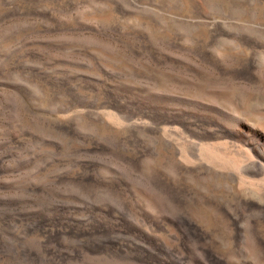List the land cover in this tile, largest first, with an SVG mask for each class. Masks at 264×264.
<instances>
[{
    "label": "rangeland",
    "instance_id": "374dc122",
    "mask_svg": "<svg viewBox=\"0 0 264 264\" xmlns=\"http://www.w3.org/2000/svg\"><path fill=\"white\" fill-rule=\"evenodd\" d=\"M245 66L264 0H0V264H264Z\"/></svg>",
    "mask_w": 264,
    "mask_h": 264
},
{
    "label": "bare ground",
    "instance_id": "6f19581e",
    "mask_svg": "<svg viewBox=\"0 0 264 264\" xmlns=\"http://www.w3.org/2000/svg\"><path fill=\"white\" fill-rule=\"evenodd\" d=\"M192 10V9H191ZM187 13V12H186ZM107 17V16H106ZM203 33V32H202ZM171 37V36H170ZM126 47V46H125ZM117 50V49H116ZM204 53V52H203ZM235 54V53H234ZM207 56H209V55H207ZM232 56H233V53H232ZM209 58V57H208ZM214 58V57H213ZM123 59V58H122ZM219 59V58H218ZM215 60V59H214ZM124 61V60H123ZM211 61V60H210ZM218 61V60H217ZM220 62V61H219ZM215 63H217V62H215ZM237 63V62H236ZM255 63V62H254ZM132 64V63H131ZM233 64V63H232ZM244 65V64H243ZM151 66V65H150ZM249 66V65H248ZM248 66H245V67H240L241 69H238V72H235L236 73V75H235V77L237 78V79H241V80H243L244 82H245V84H248L250 87H251V91H249V89H248V93H247V97H248V99H252L254 96H255V92L253 91V88H255V87H259L260 88V90H259V94L262 96L263 95V98H264V79L262 78V76L261 75H259V73H258V71H256V70H253V69H251V67H248ZM126 67V66H125ZM124 67V68H125ZM236 67V66H235ZM132 68H134V67H132ZM239 68V67H238ZM135 69V68H134ZM139 69V68H138ZM219 69V68H218ZM233 69H234V66H233ZM125 70V69H124ZM197 70V69H196ZM195 70V71H196ZM228 70H231V69H228ZM150 71V70H149ZM197 71H199V70H197ZM233 71V70H232ZM235 71V70H234ZM245 71V73L246 72H253V75H252V77L251 78H249V79H246L245 78V76L243 75L242 76V74H243V72ZM126 72V71H125ZM141 72V71H140ZM135 73V72H134ZM153 73V72H152ZM220 73V72H219ZM233 73V72H232ZM194 74V73H193ZM197 74V73H196ZM216 75H217V73H216ZM220 75V74H219ZM229 75V74H228ZM154 76V75H153ZM160 77V76H159ZM219 77H221V76H219ZM156 78V77H155ZM162 78V77H161ZM171 78V77H170ZM231 78V77H230ZM234 78V77H233ZM227 79V78H226ZM230 80H232V78L230 79ZM200 82V81H199ZM232 82V81H231ZM238 82V81H237ZM172 83V82H171ZM243 83V82H242ZM155 84V83H154ZM173 85V84H172ZM200 85V84H199ZM229 85V84H228ZM195 86V85H194ZM240 86V85H239ZM248 86V87H249ZM241 87H243L242 85H241ZM245 87V86H244ZM161 89V88H160ZM168 89V88H167ZM245 89V88H244ZM164 90H166V89H164ZM206 90V89H205ZM172 91V90H171ZM170 91V92H171ZM208 91V90H207ZM168 92V91H167ZM217 93V92H216ZM167 95V94H166ZM207 95V94H206ZM260 95H258V96H260ZM224 96V95H223ZM216 97H217V95H216ZM201 98H203V97H201ZM226 98V97H225ZM179 99V98H178ZM67 100V99H66ZM236 101V100H235ZM201 102H203V100L201 101ZM205 103V102H204ZM172 105V104H171ZM189 105V104H188ZM203 105V104H202ZM235 105V104H234ZM262 105V104H261ZM197 106V105H196ZM238 106V105H237ZM263 106V105H262ZM164 107V106H163ZM234 107V106H233ZM261 107V106H260ZM174 108V107H173ZM238 108V107H237ZM204 109V108H203ZM234 109H235V107H234ZM222 110V109H221ZM246 110V109H245ZM105 111V110H104ZM73 112V111H72ZM108 112V111H107ZM112 112H113V110H112ZM188 112V111H187ZM223 112V111H222ZM115 113V112H114ZM224 113H225V111H224ZM129 114V113H128ZM241 114H242V112H241ZM260 114H261V116H262V119H263V122H262V125H261V128H260V131H258V133H257V136L255 137V136H253L252 134L250 135V134H247V133H244V132H241V131H236V129L234 130V131H228L227 129H225L224 128V126L223 127H221V126H215L216 127V130H217V132L218 133H222L223 135L224 134H230L231 136L233 135V137L234 136H240L241 138H243L244 139V141H246V143L248 144V145H250L251 147H252V149H254L255 150V152L257 153V157H258V168L262 171V174L264 175V109L263 110H261V112H260ZM109 115V114H108ZM259 115V114H258ZM180 116V115H179ZM181 116H183V115H181ZM188 116V115H187ZM223 116V115H222ZM241 116V115H240ZM171 117V116H170ZM120 118V117H119ZM149 118V117H148ZM189 118V117H188ZM230 118V117H229ZM107 119V121H108V118H106ZM121 119V118H120ZM119 119V120H120ZM182 119V118H181ZM220 119V118H219ZM110 120H112V119H110ZM114 121H115V119H113ZM240 120V119H239ZM258 120V119H257ZM106 121V120H105ZM128 121V120H127ZM171 121V120H170ZM230 121V120H229ZM236 121V120H235ZM61 122V121H60ZM116 122V121H115ZM122 122V121H121ZM145 122V121H144ZM150 122V121H149ZM92 123V122H91ZM109 123V122H108ZM135 123V122H134ZM228 123V122H227ZM233 123V122H232ZM231 123V124H232ZM252 123V122H251ZM254 123V122H253ZM252 123V124H253ZM101 124V123H100ZM119 124V123H118ZM121 124V123H120ZM124 124V123H123ZM129 124V123H128ZM135 124H138V123H135ZM148 124V123H147ZM194 124V123H193ZM230 124V123H229ZM228 124V125H229ZM234 124V123H233ZM126 125V124H125ZM124 125V126H125ZM146 125V124H145ZM248 125V124H247ZM258 125V124H257ZM123 126V125H122ZM135 126V125H134ZM199 126V125H198ZM249 126H250V124H249ZM253 126H255V125H253ZM129 127H130V125H129ZM226 127H228V126H226ZM234 127V126H233ZM232 127V128H233ZM235 127H236V125H235ZM127 128V127H126ZM152 128V127H151ZM240 127H238V129H239ZM111 129V128H110ZM206 129V128H205ZM212 129V128H211ZM215 128H213V130H214ZM258 129V128H257ZM105 130H107V129H105ZM105 130H103V131H105ZM124 130V129H123ZM177 131H178V129H176ZM212 130V131H213ZM255 130H256V127H255ZM102 131V132H103ZM147 131H149V130H147ZM169 131V130H168ZM175 131V130H174ZM115 133H116V131H114ZM170 132H171V130H170ZM246 132V131H245ZM105 133V132H104ZM173 133V132H172ZM164 134V133H163ZM67 136V135H66ZM93 136V135H92ZM220 136H222V135H220ZM70 139V138H69ZM93 139V138H92ZM168 140V139H167ZM237 141V140H236ZM223 142H226V141H223ZM161 144V143H160ZM184 145V144H183ZM244 145V144H243ZM230 147V146H229ZM201 148V147H200ZM247 148V147H246ZM176 150V149H175ZM244 150V149H243ZM174 152V151H173ZM212 152H213V150H212ZM218 152H219V149H218ZM217 152V153H218ZM243 152V151H242ZM164 153V152H163ZM172 153V152H171ZM201 153V152H200ZM160 154V153H159ZM221 154V152L219 153V154H217L218 156ZM252 154V153H251ZM201 155V154H200ZM210 155V154H209ZM243 155H244V153H243ZM243 155H241L242 157H243ZM166 156H168L167 154H166ZM218 156H217V158H218ZM221 156L222 155H220V157L219 158H221ZM252 156V158H253V155H251ZM251 156H249L250 158H251ZM161 157V156H160ZM248 157V158H249ZM204 158V157H203ZM246 158V157H245ZM243 159V160H246V159ZM251 158V159H252ZM207 159V158H206ZM205 159V160H206ZM216 159V158H215ZM227 160H229V159H227ZM253 160V159H252ZM81 162V161H80ZM239 162H240V160H239ZM179 164V163H178ZM182 166V165H181ZM176 168V167H175ZM251 168H252V166H251ZM257 168V167H256ZM169 169V168H168ZM255 169V168H254ZM163 170V169H162ZM255 171V170H254ZM250 173V172H249ZM254 174H256V173H254ZM183 176V175H182ZM256 176V175H255ZM258 176V175H257ZM193 181V180H192ZM261 181V180H260ZM251 183V182H250ZM194 184V183H193ZM234 184V183H233ZM253 185V184H252ZM167 186V185H166ZM186 189V188H185ZM182 190V189H181ZM246 191V190H245ZM166 194V193H165ZM211 195V194H210ZM247 196V195H246ZM230 198V197H229ZM147 202V201H146ZM160 202V201H159ZM219 206V205H218ZM246 206L247 207H251V208H255L256 210H258L259 212H260V214H264V201H259V202H257V203H254V202H249V203H247L246 204ZM91 210V209H90ZM196 210V209H195ZM194 218V217H193ZM89 235V234H88ZM232 235H234V234H232ZM234 237V236H233ZM91 243V242H90ZM223 244V243H222ZM246 248V247H245ZM71 249V248H70ZM68 250V249H67ZM261 250H262V252H264V240H262V242H261ZM118 251V250H117ZM227 251V250H226ZM49 254V253H48ZM264 255V254H263ZM45 259V258H44Z\"/></svg>",
    "mask_w": 264,
    "mask_h": 264
}]
</instances>
